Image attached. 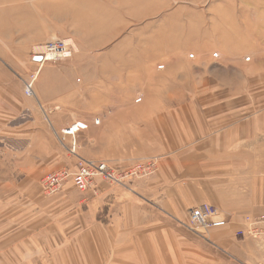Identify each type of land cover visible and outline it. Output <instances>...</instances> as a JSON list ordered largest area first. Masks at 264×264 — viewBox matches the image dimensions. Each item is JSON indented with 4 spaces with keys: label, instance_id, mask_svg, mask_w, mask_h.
<instances>
[{
    "label": "rangeland",
    "instance_id": "374dc122",
    "mask_svg": "<svg viewBox=\"0 0 264 264\" xmlns=\"http://www.w3.org/2000/svg\"><path fill=\"white\" fill-rule=\"evenodd\" d=\"M0 34L11 53L3 65L14 75L0 83L21 89L19 100L0 104L25 107V122L62 123L49 128L76 161L74 171L60 170L71 174L80 158L121 172L150 161L152 174L163 128L179 136L191 122L213 120L218 106L264 105V0H0ZM53 40L65 41L71 57L39 67L33 59ZM65 118L88 126L77 136V156L58 141L72 124ZM15 146L0 140V153Z\"/></svg>",
    "mask_w": 264,
    "mask_h": 264
},
{
    "label": "crops",
    "instance_id": "0c3cea01",
    "mask_svg": "<svg viewBox=\"0 0 264 264\" xmlns=\"http://www.w3.org/2000/svg\"><path fill=\"white\" fill-rule=\"evenodd\" d=\"M5 37L0 80L10 85ZM1 84L0 98L20 99L19 87ZM24 112L0 104V129L9 126L0 140L16 145L0 153V264H264L263 241L235 236L244 216L264 214V105L218 106L213 120L191 122L179 136L163 128L147 178L122 185L97 179L84 193L68 181L54 195L43 192V175L76 168L49 128L64 125L25 122ZM29 127L36 129L19 133ZM204 205L227 225L189 231L188 212Z\"/></svg>",
    "mask_w": 264,
    "mask_h": 264
},
{
    "label": "built area",
    "instance_id": "2783aa9c",
    "mask_svg": "<svg viewBox=\"0 0 264 264\" xmlns=\"http://www.w3.org/2000/svg\"><path fill=\"white\" fill-rule=\"evenodd\" d=\"M70 46L61 40H53L45 43L44 53L41 55V67L47 62H57L71 57ZM36 77H31L30 82L24 85V95L33 96V83ZM88 126L82 122H75L61 130L58 141L71 155H76L77 136L87 130ZM77 156V155H76ZM153 164L150 161H142L131 166L125 172H121L113 165L105 161H93L80 158L76 172L73 174L68 171H58L50 173L41 180V187L46 195H54L61 190L67 179H71L73 187L79 192H86L91 188L93 182L100 179L111 185H122L137 175L147 177L151 174ZM141 177V176H138ZM186 228L196 234L205 233L214 228H222L227 225L222 213L209 205L193 208L188 212ZM236 237H249L254 240L264 242V214L244 216L242 228L235 232Z\"/></svg>",
    "mask_w": 264,
    "mask_h": 264
},
{
    "label": "bare ground",
    "instance_id": "6f19581e",
    "mask_svg": "<svg viewBox=\"0 0 264 264\" xmlns=\"http://www.w3.org/2000/svg\"><path fill=\"white\" fill-rule=\"evenodd\" d=\"M234 45V44H233ZM230 46V45H229ZM231 47V46H230ZM234 47H237V46H235L234 45ZM229 48V47H228ZM244 50V49H243ZM196 53V52H195ZM199 53V52H198ZM201 55V54H200ZM153 56V55H152ZM196 56V55H195ZM148 59H150L149 57H148ZM154 61V60H153ZM171 62V61H170ZM166 63V62H165ZM174 63V62H173ZM173 63H172V66H173ZM164 64V63H163ZM167 64V63H166ZM169 64V63H168ZM175 65H177V64H174V66ZM164 66V65H163ZM180 66V65H179ZM168 68V67H167ZM180 68V67H179ZM182 68V67H181ZM164 69V68H163ZM166 69V68H165ZM170 69V68H169ZM176 70H177V68H176ZM166 71V70H165ZM134 72H136V70L134 71ZM145 72V71H144ZM173 72H175V70L173 71ZM132 73V72H131ZM177 73V72H176ZM38 74V73H37ZM178 74H180V73H178ZM36 75V74H35ZM173 75V74H172ZM148 76V75H147ZM177 76V75H176ZM180 76V75H179ZM182 76V75H181ZM180 76V77H181ZM158 77V76H157ZM172 77V76H171ZM139 78V77H138ZM143 78V77H142ZM160 78V77H159ZM185 78V77H184ZM161 79V78H160ZM174 79V78H173ZM178 79V78H177ZM176 80V79H175Z\"/></svg>",
    "mask_w": 264,
    "mask_h": 264
},
{
    "label": "water",
    "instance_id": "95a60500",
    "mask_svg": "<svg viewBox=\"0 0 264 264\" xmlns=\"http://www.w3.org/2000/svg\"><path fill=\"white\" fill-rule=\"evenodd\" d=\"M35 62L40 63L42 61V57L38 56L33 59Z\"/></svg>",
    "mask_w": 264,
    "mask_h": 264
}]
</instances>
